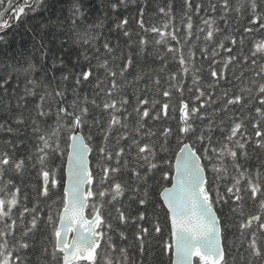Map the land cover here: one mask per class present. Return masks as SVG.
Returning <instances> with one entry per match:
<instances>
[{"label":"snow or ice","instance_id":"1","mask_svg":"<svg viewBox=\"0 0 264 264\" xmlns=\"http://www.w3.org/2000/svg\"><path fill=\"white\" fill-rule=\"evenodd\" d=\"M7 5L0 264H264V0Z\"/></svg>","mask_w":264,"mask_h":264},{"label":"trees","instance_id":"2","mask_svg":"<svg viewBox=\"0 0 264 264\" xmlns=\"http://www.w3.org/2000/svg\"><path fill=\"white\" fill-rule=\"evenodd\" d=\"M18 3H22V0L18 1ZM158 3L162 5V4L167 3V0H158ZM6 7H7V0H5V3H4L3 6H0V12H4ZM152 9H153V11L155 10V4L152 6ZM174 11H175V5H174ZM130 12H132L131 8L127 12H125L124 14L127 15ZM132 14H134V12ZM202 15H203V12H202ZM211 15L212 14L209 13V16H211ZM11 16H12V12L10 10L5 19H8ZM155 18L156 19H162V17H159V16H157ZM92 19H95V15H93ZM199 22H200L199 19L194 17V23H199ZM217 23L221 26V28L223 30L221 35H235V36H239L240 33L234 32L233 30L236 29L237 27H239L241 29V31H242L243 26L246 23V21L244 19H241L239 21L233 19V20L229 21L227 26H225V21L224 20H218ZM108 26H109V24L106 23L105 27L107 28ZM5 34L12 41L11 44L7 48H5L3 50L5 56L16 55L18 48L25 49L27 47L28 41H27L26 38H24L26 36V34L23 33L22 26L19 29L9 28V29L6 30ZM224 55H227V53H224ZM159 63H160V61L158 59H156L155 57H153V58L150 59V62L147 65H145L143 63V61H142L141 62V66L138 67L137 70L138 71L143 70L144 72H146L148 74H151L152 73V68L157 67L159 65ZM207 75H208L207 66L205 65L204 71L201 74V78L204 79V78L207 77ZM129 79H132V77H129ZM146 81H147V76H145V80L142 81L141 84H143ZM175 102L176 101H175V98H174L173 99V104H175ZM173 114L176 115V116L179 115L178 112L173 113ZM168 123L174 126L175 125V120L168 121ZM173 146H175V145H173ZM93 155H95V153H93ZM259 155H260L261 159H264V153H260ZM249 164L251 166H254L256 164V160L253 159V160L249 161ZM64 174H65V168H64ZM34 179L35 178L33 177L32 181H27L26 182V191H28L30 193L34 191V187H35ZM65 179H66V174H65ZM60 195H61L60 191H59V189H57V194L54 197V199L59 200L60 199ZM235 231L236 230L233 229V232H235ZM162 235H163V239L164 240H167L169 238V233H168V229L167 228L164 229V232H163ZM41 239H42V237H41ZM158 239L159 238H156V239H154L152 241V245L150 247V250H149L148 254L146 255V257L144 258V264H157V257H158L157 248L159 247V245L157 244V240ZM234 240L236 241L237 244L241 243V241L239 239H237V236H230L229 237V241L230 242H232ZM130 251L135 252L134 249H130ZM164 260H165V264H167V257H164ZM237 264H239V261H237Z\"/></svg>","mask_w":264,"mask_h":264},{"label":"water","instance_id":"3","mask_svg":"<svg viewBox=\"0 0 264 264\" xmlns=\"http://www.w3.org/2000/svg\"><path fill=\"white\" fill-rule=\"evenodd\" d=\"M18 1H21V0H17V2H18ZM7 7H8V5H7ZM7 7H6V8H7ZM9 11H10V10H9ZM9 11H7V12L4 11V15H3V16H0V22H3V21L5 20L7 14L9 13ZM90 159H91V157H90ZM65 174H66V176H67V168H66ZM65 181H66V179H65ZM65 186H66V183H65ZM74 235H75L74 233H70V235H69V239H71L72 236H74Z\"/></svg>","mask_w":264,"mask_h":264},{"label":"bare ground","instance_id":"4","mask_svg":"<svg viewBox=\"0 0 264 264\" xmlns=\"http://www.w3.org/2000/svg\"><path fill=\"white\" fill-rule=\"evenodd\" d=\"M65 171H66V167H65Z\"/></svg>","mask_w":264,"mask_h":264}]
</instances>
